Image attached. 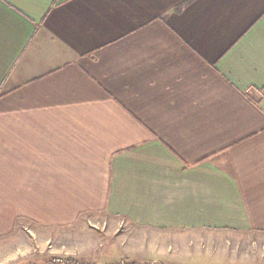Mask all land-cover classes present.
Instances as JSON below:
<instances>
[{
	"label": "crops",
	"instance_id": "1",
	"mask_svg": "<svg viewBox=\"0 0 264 264\" xmlns=\"http://www.w3.org/2000/svg\"><path fill=\"white\" fill-rule=\"evenodd\" d=\"M85 214L264 242V0H0V236Z\"/></svg>",
	"mask_w": 264,
	"mask_h": 264
},
{
	"label": "rangeland",
	"instance_id": "2",
	"mask_svg": "<svg viewBox=\"0 0 264 264\" xmlns=\"http://www.w3.org/2000/svg\"><path fill=\"white\" fill-rule=\"evenodd\" d=\"M102 217L85 214L69 227H36L34 232L0 236V264H54V253L70 254L86 264H112L124 257L160 264H199L211 256L206 264L215 258L246 263L264 261L262 238L200 239L194 235L187 236L191 242L183 243L175 236H153L132 226L115 231V224L110 221L105 225Z\"/></svg>",
	"mask_w": 264,
	"mask_h": 264
},
{
	"label": "built area",
	"instance_id": "3",
	"mask_svg": "<svg viewBox=\"0 0 264 264\" xmlns=\"http://www.w3.org/2000/svg\"><path fill=\"white\" fill-rule=\"evenodd\" d=\"M52 261L54 264H86L83 260L73 258L70 254L67 253L65 254L54 253ZM112 264H160V263H158L155 260H146L137 263L127 257H124Z\"/></svg>",
	"mask_w": 264,
	"mask_h": 264
}]
</instances>
